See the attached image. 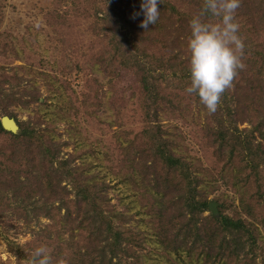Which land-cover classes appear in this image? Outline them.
Segmentation results:
<instances>
[{
	"label": "trees",
	"instance_id": "16d2710c",
	"mask_svg": "<svg viewBox=\"0 0 264 264\" xmlns=\"http://www.w3.org/2000/svg\"><path fill=\"white\" fill-rule=\"evenodd\" d=\"M254 1L234 13L244 67L220 94L216 110H207L203 125L207 144L221 160L210 171L193 167L170 132L176 126L162 123L164 115L191 112L164 90L177 88L174 95L179 97V90L190 84L189 20L197 15L205 22L219 20L203 9L204 0H159V16L147 28L140 27L142 0H68L64 11L59 7L66 0H55L45 15L47 25L59 32L82 19L89 41L83 57L74 53L55 75L35 72L31 64L11 72L0 65V240L8 254L0 264H28L32 249L41 244L48 247L52 264L57 259L66 264H150L142 260L143 231L131 224L136 215L145 216L135 223L150 228L159 249L184 264H260L259 258L264 264V0ZM115 68L134 75L133 94L142 112L135 133L124 131L117 119L112 152L119 182L131 189L139 205L135 212L129 205L119 209L112 204L110 184L89 173L85 163L78 164L80 155L65 157L63 147L70 143L55 138L46 120L49 97L43 98L37 85L41 78L49 96L71 104L79 99L66 94L72 73L88 84L97 82L94 72L111 77ZM27 69L29 74L21 77L20 71ZM87 94L82 91L86 101ZM189 95L196 106L207 109L195 93ZM17 108L33 115L20 121ZM3 116L16 121L17 133L3 128ZM243 123L249 128L240 129ZM218 182L232 188L236 208L220 195L214 199L217 212L209 210ZM17 222L24 223L29 241L12 237Z\"/></svg>",
	"mask_w": 264,
	"mask_h": 264
},
{
	"label": "rangeland",
	"instance_id": "374dc122",
	"mask_svg": "<svg viewBox=\"0 0 264 264\" xmlns=\"http://www.w3.org/2000/svg\"><path fill=\"white\" fill-rule=\"evenodd\" d=\"M245 2H249L250 7L255 1L240 0L239 6ZM69 4L66 0L60 4L59 8L64 11L65 7L69 8ZM55 5V0H0V65H4L11 72L10 70L17 65L27 66L31 64L35 72L44 71L55 75L74 53L81 58L83 57V50L86 49L89 41L85 21L75 18L70 22L71 28H66L63 31L59 29V32L53 30L47 25L45 15ZM252 9L254 10V8ZM12 59H15L13 63H11ZM28 70L20 71V76H27ZM117 70L118 68H115L112 71L111 77H104L96 71L94 77L98 78L97 82L93 79V82L88 81V84L84 83L76 72L72 73L69 79L66 78L67 82L70 83V88H67L66 94L73 96V98L77 94L79 99L71 104L66 99L63 101L54 95L49 96L47 87L41 78H37V85L40 87L43 98L49 97V115H47L46 120L47 123L49 121L50 126L54 127L55 138L70 143L63 147L65 157L76 153L80 155V158L76 160L78 164L85 163V167L89 168V173H98L110 184L109 196L112 199V204L117 205L119 209L129 205L131 211L135 212L139 205L134 200L131 189L119 182L121 177L117 172H121L116 169L117 163L112 157V152L116 146L114 134L116 135L119 131L116 124L117 119L123 123L124 131L135 133V130L139 128L142 112L137 106V96L133 94L137 88L134 75L128 70L122 69L118 72ZM59 78L63 80L62 83L66 82L64 77L59 75ZM82 91H85L86 94L89 92L87 98L93 102L86 101L87 99L81 96ZM175 92H177V88H172V86L164 90V93L172 100L183 101L182 105L190 107L191 112L189 115L178 112L164 115L162 123L176 126L170 132L179 145L178 151L192 163L193 167L216 171L221 165V160L205 140L206 127L203 125L207 119V109L200 108L198 104L196 106V103L193 102V96L189 95L185 89L179 90V97H175ZM99 101L100 106H97ZM64 102H67L66 105ZM91 103H95L96 106L91 105ZM59 106L62 108L64 106V111H58ZM119 109L118 117L116 112ZM15 111L20 121L29 120L33 115L32 111H23L19 108ZM59 115H64V118L58 119L60 118ZM239 128H249V125L243 123L239 125ZM122 173L126 175L125 172ZM218 184L220 189L210 194L209 200L215 202L216 196L223 195L222 198L228 201V205L233 204V207L236 208L239 201L237 197L235 198L232 188H227L221 182ZM205 215H208V212ZM140 218H145V216L136 215L135 219L137 221ZM43 222L48 221L43 220ZM135 222L131 223L132 226L142 230L145 238L144 248L146 250L142 252L144 262L150 264H184L181 258L176 255H165L159 249L158 244L154 242V235L144 222ZM26 231L24 223L17 222L11 235L19 243H25L31 239L30 233ZM260 231V244L264 247V231L262 229ZM0 257L2 260L8 258L5 245L1 240ZM261 260V258L258 259L260 264H262Z\"/></svg>",
	"mask_w": 264,
	"mask_h": 264
},
{
	"label": "clouds",
	"instance_id": "9594fccd",
	"mask_svg": "<svg viewBox=\"0 0 264 264\" xmlns=\"http://www.w3.org/2000/svg\"><path fill=\"white\" fill-rule=\"evenodd\" d=\"M158 2L142 0L140 9L144 18L140 27L147 28L156 22ZM239 4L240 0H204L203 9L219 20L205 22L200 15L189 20L186 47L190 84L185 91L195 93L209 112L216 110L220 94L231 86L237 69L244 67L240 59L244 45L238 36L239 24L234 19ZM28 264H52L48 247L41 244L32 249ZM56 264H66V261L57 259Z\"/></svg>",
	"mask_w": 264,
	"mask_h": 264
},
{
	"label": "water",
	"instance_id": "95a60500",
	"mask_svg": "<svg viewBox=\"0 0 264 264\" xmlns=\"http://www.w3.org/2000/svg\"><path fill=\"white\" fill-rule=\"evenodd\" d=\"M1 123H2L3 128L5 130H7V131H11L13 133H17L18 130H19V127H18L16 121L13 118L9 117V116H3L1 118ZM209 210L211 212H216L217 204L215 202H210Z\"/></svg>",
	"mask_w": 264,
	"mask_h": 264
}]
</instances>
